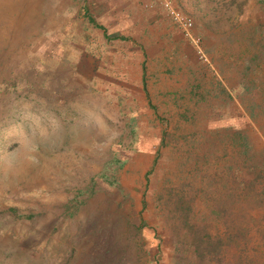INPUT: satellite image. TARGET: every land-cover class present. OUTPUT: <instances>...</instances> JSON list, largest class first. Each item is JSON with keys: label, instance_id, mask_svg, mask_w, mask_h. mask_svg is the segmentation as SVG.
Returning <instances> with one entry per match:
<instances>
[{"label": "rangeland", "instance_id": "1", "mask_svg": "<svg viewBox=\"0 0 264 264\" xmlns=\"http://www.w3.org/2000/svg\"><path fill=\"white\" fill-rule=\"evenodd\" d=\"M79 1L0 0V264H194L157 192L185 183L200 223L233 177H250L226 136L241 130L264 155V121L245 114L234 70L217 69L213 50L232 39L198 34L206 61L181 33V53L135 32L117 50Z\"/></svg>", "mask_w": 264, "mask_h": 264}, {"label": "trees", "instance_id": "2", "mask_svg": "<svg viewBox=\"0 0 264 264\" xmlns=\"http://www.w3.org/2000/svg\"><path fill=\"white\" fill-rule=\"evenodd\" d=\"M190 1L196 28L207 31L209 37L221 38L219 41L232 39L229 48H235L234 51L221 49L219 43L213 50L219 54L217 59L221 63L217 69L223 77L226 68L234 70L238 76L235 89L245 114L252 121H264V0H257L262 19L253 22L247 0ZM219 89L225 93L222 99H228L225 87ZM196 91L191 87V96L198 97ZM162 131L159 146L170 145L174 135ZM226 141L238 144L240 161L242 165L247 162L250 177L241 181L233 177L224 186V195L215 198L210 214L201 216L200 223L191 220L194 196L187 193L185 183L176 186L168 183L157 192V201L165 209L164 221L181 235V245L190 251L194 264H253L255 250L248 246L253 243L251 231L264 240V155L252 158L241 130H235L231 137L227 135ZM157 156L155 152L151 165L154 166ZM225 172L232 176V168H225Z\"/></svg>", "mask_w": 264, "mask_h": 264}, {"label": "crops", "instance_id": "3", "mask_svg": "<svg viewBox=\"0 0 264 264\" xmlns=\"http://www.w3.org/2000/svg\"><path fill=\"white\" fill-rule=\"evenodd\" d=\"M190 2V0H180V4H178L180 7L184 5L185 12L188 13L194 23ZM79 3L82 6L81 12L84 10L86 14L85 18L88 17L94 22L92 17L95 15L98 16L99 19L105 20L104 27L95 22L93 26L101 30L105 42L115 43L113 48H117V50L123 47L122 43L126 40L127 35L134 38V32L146 40L154 38L153 42L158 46L155 51L158 53H162L164 51L163 48H165L167 44H170L171 48L176 49V51L180 53L182 51L184 52L186 48V43L182 40L183 38L180 37V32L171 25L168 16L158 7L149 9L144 8L142 6V0L131 3V7L128 0H80ZM88 4L93 6L90 10L91 14L89 15L86 11ZM257 5V0H247L249 15L253 7L261 11ZM181 9L183 10V8ZM133 10L139 12V15H134L132 13ZM193 31L195 35L199 32V34L201 33L203 36H209V33L202 29H199L197 32L195 23ZM178 88L180 87L177 86V90H179ZM161 89L160 91L165 90L164 88Z\"/></svg>", "mask_w": 264, "mask_h": 264}, {"label": "built area", "instance_id": "4", "mask_svg": "<svg viewBox=\"0 0 264 264\" xmlns=\"http://www.w3.org/2000/svg\"><path fill=\"white\" fill-rule=\"evenodd\" d=\"M142 6L146 9L160 8L180 31L181 35L193 44L199 58L204 61L207 60L203 50L198 45L197 36L193 33V20L187 12L181 9L177 0H142Z\"/></svg>", "mask_w": 264, "mask_h": 264}]
</instances>
